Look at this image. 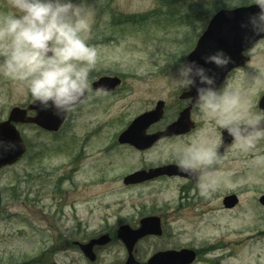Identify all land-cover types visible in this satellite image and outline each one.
Masks as SVG:
<instances>
[{
    "label": "rangeland",
    "instance_id": "rangeland-1",
    "mask_svg": "<svg viewBox=\"0 0 264 264\" xmlns=\"http://www.w3.org/2000/svg\"><path fill=\"white\" fill-rule=\"evenodd\" d=\"M211 2L99 0L89 33L98 50L91 82L120 76L124 88L79 105L59 133L18 126L28 152L0 173V264H91L72 243L114 233L122 225L138 228L148 216L161 218L164 235L139 242L137 259L143 264L156 252L184 248L199 249L195 264H264V207L259 203L264 160L257 159L264 157V142L228 152L218 166L221 183L208 196L178 178L123 183L135 171L169 164L146 159L158 153L160 144L138 152L119 145L118 137L154 101L179 99L166 63L191 51L185 39L200 34L220 9L219 0ZM6 5L0 0V11ZM256 58L264 60V51ZM31 103L21 84L0 74V122L14 107ZM173 114V108L168 110V122ZM229 194L238 195L240 205L226 211L222 199ZM208 244L212 250L204 257ZM97 255L93 264H124L128 257L117 239Z\"/></svg>",
    "mask_w": 264,
    "mask_h": 264
},
{
    "label": "clouds",
    "instance_id": "clouds-1",
    "mask_svg": "<svg viewBox=\"0 0 264 264\" xmlns=\"http://www.w3.org/2000/svg\"><path fill=\"white\" fill-rule=\"evenodd\" d=\"M248 3L254 10L240 24L241 54L251 58L264 51V0H219L229 12ZM98 8L99 0H7L0 11V74L21 84L32 103L59 117L99 95L91 90L98 50L89 41ZM191 55L188 51L169 59L167 75L176 92L190 94L186 106L201 127L187 138L162 140L158 153L146 159L154 165L175 164L208 196L224 176L217 167L225 155L221 132L231 138L232 144L224 147L232 154L264 142V109L255 103L264 93V60H246L243 72L231 75L235 61L224 49L198 59ZM15 148V142L0 140V156Z\"/></svg>",
    "mask_w": 264,
    "mask_h": 264
},
{
    "label": "water",
    "instance_id": "water-1",
    "mask_svg": "<svg viewBox=\"0 0 264 264\" xmlns=\"http://www.w3.org/2000/svg\"><path fill=\"white\" fill-rule=\"evenodd\" d=\"M253 6L239 7L234 11H219L210 21L206 31L199 38L196 47L192 51L190 59H198L200 56L214 51L217 48H222L233 57L235 65L231 66L232 71L236 68L244 67L246 60L249 58L241 54L242 43V29L240 24L249 11H252ZM223 73L221 79H223ZM119 85L121 80L117 77H103L96 81L93 86L95 90H100L106 93L113 92ZM189 93H186L184 98L187 99ZM163 103H159L154 111L146 112L137 117L119 137L118 141L121 145H131L138 150L150 149L160 139L165 137L183 135L191 131L194 127L190 120L191 108L183 111L179 119L173 124L169 125L162 133L155 135H148V129L159 122L163 115ZM260 109H264V97L260 101ZM28 111H35L34 117L28 116ZM67 116L59 117L51 110H42L38 104L32 103L28 110L15 107L9 116V119L0 123V140L5 142H15L16 148L12 151H7L3 156H0V171L4 167L16 163L27 152L26 144L18 131L17 124H32L39 128L57 133L62 125L65 123ZM223 145L221 151L225 150L224 145H231L232 140L223 133ZM161 176H181L189 177L178 171L176 165L164 166L158 169H152L148 172L141 171L124 179L126 185H135L143 182L153 180ZM192 178V177H191ZM195 180L194 178H192ZM239 203L237 196L233 195L227 197L224 205L228 209L236 207ZM260 203L264 206V196L260 199ZM141 227L137 230L129 226H122L118 231V238L121 239L129 252V260L126 264H140L136 261L133 252L137 243L149 235H162L161 222L159 218L148 217L140 222ZM111 241L109 235H103L100 238L92 240L86 245H81V249L85 256L95 261L97 256L94 252L96 246L107 245ZM196 260V253L191 250L167 251L155 254L148 264H192Z\"/></svg>",
    "mask_w": 264,
    "mask_h": 264
},
{
    "label": "flooded vegetation",
    "instance_id": "flooded-vegetation-1",
    "mask_svg": "<svg viewBox=\"0 0 264 264\" xmlns=\"http://www.w3.org/2000/svg\"><path fill=\"white\" fill-rule=\"evenodd\" d=\"M176 1H178V0H176ZM214 2V0H212V2L211 3H213ZM201 35V34H200ZM199 34H196V33H194V34H192V37H193V39H192V41L190 42V44H188V46L190 47V48H192V47H194L195 46V43H196V41H197V38L200 36ZM198 36V37H197ZM92 83H91V89H92ZM95 92V91H94ZM96 93V92H95ZM100 94L99 95H105V94H103V93H101V92H99ZM183 93L184 92H181L180 93V96H179V99L178 100H175L174 102H169V100H167L166 98L163 100V99H158V100H156V101H154L155 103H154V106L152 105L150 108H148L147 110H145L144 112H147V111H151V110H153L154 108H156V106L161 102V101H163L165 104H164V114H163V117H162V120L160 121V122H158V123H156L155 125H153L150 129H149V131H148V133L149 134H157V133H161L162 131H161V128L163 127V129H164V131L167 129V127L169 126V124L170 123H172V122H174L175 120H177V118L179 117V114L181 113V111H183L184 109H186L187 107H189V106H186V101H187V99H181V95H183ZM171 108H173V111H174V114H173V118H171L170 120H169V122H168V110H170ZM191 118H192V120L195 122V125H196V129L195 130H193L192 132H190V133H188V134H186V135H181V136H173V137H169V138H163V139H161L160 141H158V143H156V145L154 146V147H156L157 145H159L160 143H161V141L162 140H171V139H183V138H187V137H189V136H191V134L193 133V132H195L197 129H198V127H199V125H200V123H201V121H200V119H198L199 117L196 115V113L192 110L191 111ZM163 131V132H164ZM227 154H228V152L226 151L225 152V155H224V158L221 160V162H220V164L225 160V157L227 156ZM219 164V165H220ZM218 165V166H219ZM217 166V167H218ZM157 167H159V166H157ZM162 178H164V179H167V177H160L159 179H157V180H160V179H162ZM178 179H180V180H182V181H184L187 185L186 186H189L190 188L192 187V188H194L195 186H197V184L196 183H191L190 181H187V180H185V179H182V178H178ZM185 186V187H186ZM198 188V187H197Z\"/></svg>",
    "mask_w": 264,
    "mask_h": 264
}]
</instances>
